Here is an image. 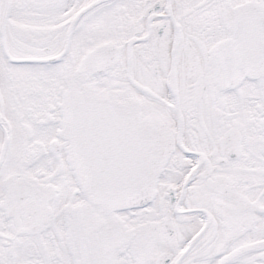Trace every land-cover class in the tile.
I'll list each match as a JSON object with an SVG mask.
<instances>
[{
	"label": "snow or ice",
	"instance_id": "snow-or-ice-1",
	"mask_svg": "<svg viewBox=\"0 0 264 264\" xmlns=\"http://www.w3.org/2000/svg\"><path fill=\"white\" fill-rule=\"evenodd\" d=\"M0 264H264V0H0Z\"/></svg>",
	"mask_w": 264,
	"mask_h": 264
}]
</instances>
